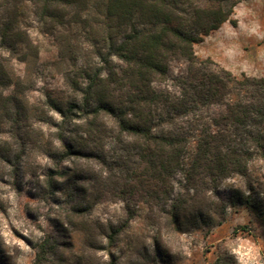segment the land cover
Wrapping results in <instances>:
<instances>
[{"label": "trees", "instance_id": "1", "mask_svg": "<svg viewBox=\"0 0 264 264\" xmlns=\"http://www.w3.org/2000/svg\"><path fill=\"white\" fill-rule=\"evenodd\" d=\"M21 1L0 0V43L36 58L37 48L19 25ZM29 1L38 23L69 59L76 60L80 48L73 42L80 36L100 65L76 67L67 76L68 91L46 97L48 108L61 117L59 133L74 128V145H64V153L101 151L110 141L125 154L111 165L122 176L114 189L122 187L144 205L146 219L176 228L207 224L213 216L220 220L224 204L214 192L221 181L245 177L256 158L264 162V78L201 68L193 46L222 24L235 25L231 16L239 0ZM174 60H185L189 68L172 98L152 84L166 79ZM7 85L21 95V83L0 63V87ZM220 104L224 113L196 135L178 125L196 109ZM178 173L182 192L172 199ZM229 203L262 214L259 204L238 192ZM39 249L35 264L53 246L45 242Z\"/></svg>", "mask_w": 264, "mask_h": 264}, {"label": "rangeland", "instance_id": "2", "mask_svg": "<svg viewBox=\"0 0 264 264\" xmlns=\"http://www.w3.org/2000/svg\"><path fill=\"white\" fill-rule=\"evenodd\" d=\"M19 11L37 57L0 43V63L21 83V95L13 85L0 87V264H35L45 242L53 251L37 264H264V162L256 158L245 177L221 181L214 192L224 204L220 220L212 215L207 224L176 228L146 219L144 205L122 187L114 189L122 176L111 165L125 154L107 141L101 151L66 155L63 146L74 145V128L60 134L61 117L46 105L48 95L68 91L70 71L100 66L98 59L79 36L73 62L38 23L29 0ZM231 20L235 25L226 22L193 46L198 66L264 78V0H239ZM188 68L185 60L171 61L166 79L153 88L177 97ZM224 111L222 104L201 107L178 125L196 135ZM183 183L182 173L176 174L172 199ZM235 192L259 204L262 214L231 205Z\"/></svg>", "mask_w": 264, "mask_h": 264}]
</instances>
